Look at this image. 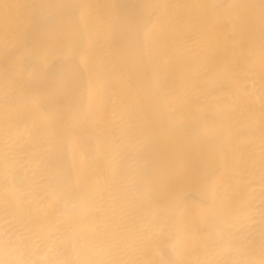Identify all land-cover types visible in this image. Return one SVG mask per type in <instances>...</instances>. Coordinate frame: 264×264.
I'll return each mask as SVG.
<instances>
[{"label": "bare ground", "instance_id": "obj_1", "mask_svg": "<svg viewBox=\"0 0 264 264\" xmlns=\"http://www.w3.org/2000/svg\"><path fill=\"white\" fill-rule=\"evenodd\" d=\"M0 192V264H264V0H0Z\"/></svg>", "mask_w": 264, "mask_h": 264}, {"label": "rangeland", "instance_id": "obj_2", "mask_svg": "<svg viewBox=\"0 0 264 264\" xmlns=\"http://www.w3.org/2000/svg\"><path fill=\"white\" fill-rule=\"evenodd\" d=\"M2 194H3V193H2ZM5 195L8 196V194H6V192H5ZM10 195H11V194H10ZM10 195H9V196H10ZM1 196H2V195H1V192H0V197H1ZM7 196H6V197H7ZM12 196H13V195H12ZM4 197H5V196H4ZM4 197H3V198H4ZM6 197H5V200L3 199L4 202H5L7 199H9V198L6 199ZM14 198H15L16 200L18 199L17 202L12 201L13 199L10 200V202L7 200V201L9 202L8 206L11 205V204H10L11 201H12V202H15V203H20V202L22 201V200H21V199H22V196H20V195H17V196H15ZM1 200H2V199H0V203H1ZM19 200H20V201H19ZM18 201H19V202H18ZM5 203H6V202H5ZM5 203H4V205H2L3 207L5 206ZM21 203H22V206H24V208H26L25 201H24V203H23V202H21ZM13 204H14V203H13ZM26 204H27V208H26V209H27V212H28V211L30 212V210H28V208L30 209L29 204H28V203H26ZM30 204H31V203H30ZM0 206H1V205H0ZM6 206H7V205H6ZM8 206H7V207H8ZM14 206H15V205H14ZM18 206L20 207L21 205L18 204L16 207H18ZM16 207H15V208H16ZM19 207H18V208H19ZM5 208H6V207H4L3 209H5ZM15 208H14V209H15ZM18 208H17V209H18ZM20 208H22V207H20ZM24 208H22V209H24ZM31 208H32V207H31ZM3 209H2V210H3ZM6 209H7V208H6ZM9 209H10V211H11V207H9ZM0 210H1V209H0ZM12 210H13V209H12ZM15 210H16V209H15ZM18 210H19V209H18ZM18 210H17V211H18ZM7 211H8V210H6V212H5V210H4L5 213H7ZM25 212H26V211H25ZM5 213H4V216H6V220L9 221V217H8V215H9L11 212H10L9 214L7 213L8 215L5 214ZM4 216H2V217H4ZM29 216H30V214H29ZM31 216H32V215H31ZM31 216L28 217V218H29L28 221H31V220L33 219V216H32V217H31ZM1 219L3 220V218H1ZM6 220H5V217H4V222H5ZM26 220H27V219H26ZM8 221H7V222H8ZM36 223H37V222H36ZM5 224H6V223H5ZM26 224H27V223L22 224V225H26ZM18 225H19V223H18ZM18 225H17V226H18ZM22 225L20 224L19 226H22ZM38 225H39V223H38ZM17 226H16V228H17ZM19 226H18V227H19ZM36 226H37V224L35 225V222H34V223L32 224V226H31V227L34 229L35 232H37L36 230H38V228H36ZM11 227H12V225H11ZM24 227H25V226H24ZM24 227H23V228H24ZM26 227H27V226H26ZM28 227H30V226H28ZM13 229H14V227H13ZM38 233H39V232H38ZM37 235H38V234H37ZM38 237H39V235H38ZM38 237H37V238H38ZM39 238H40V237H39ZM39 238H38V239H39ZM39 240H41V239H39ZM39 242H40V241H39ZM39 246H42V247H43V245H39ZM42 247H41V249H42ZM39 248H40V247H39Z\"/></svg>", "mask_w": 264, "mask_h": 264}]
</instances>
